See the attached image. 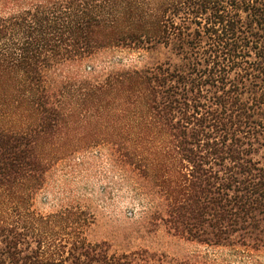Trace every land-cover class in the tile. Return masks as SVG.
I'll return each instance as SVG.
<instances>
[{
    "label": "trees",
    "instance_id": "1",
    "mask_svg": "<svg viewBox=\"0 0 264 264\" xmlns=\"http://www.w3.org/2000/svg\"><path fill=\"white\" fill-rule=\"evenodd\" d=\"M113 48L144 53L141 66L77 76ZM109 99L133 139L120 166L163 199L158 222L264 249V0H0V264H153L90 241L81 208L32 210L43 147L77 108L98 114ZM20 108L26 123L6 127ZM155 144L158 166L141 154Z\"/></svg>",
    "mask_w": 264,
    "mask_h": 264
},
{
    "label": "rangeland",
    "instance_id": "2",
    "mask_svg": "<svg viewBox=\"0 0 264 264\" xmlns=\"http://www.w3.org/2000/svg\"><path fill=\"white\" fill-rule=\"evenodd\" d=\"M143 55L119 48L102 50L74 72L86 77L89 70L106 75L124 67H140ZM109 104L98 114L77 108L65 131L43 147L46 158L52 160L43 189L31 201L32 210L48 215L81 208L93 222L87 230L90 241H105L119 253L146 250L156 256L153 264H264V249L188 241L158 222L155 214L163 199L141 189L125 171L128 167L120 166L133 139L126 137L127 120L115 123V115H120L117 104L110 99ZM22 112L23 108L10 110L4 125L12 128L26 123ZM143 149L142 157L158 166L162 159L156 144Z\"/></svg>",
    "mask_w": 264,
    "mask_h": 264
}]
</instances>
